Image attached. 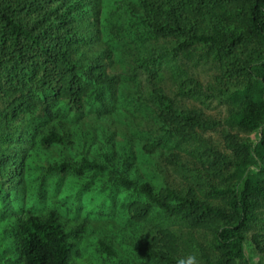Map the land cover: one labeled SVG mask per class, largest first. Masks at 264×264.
Returning <instances> with one entry per match:
<instances>
[{
    "label": "trees",
    "instance_id": "trees-1",
    "mask_svg": "<svg viewBox=\"0 0 264 264\" xmlns=\"http://www.w3.org/2000/svg\"><path fill=\"white\" fill-rule=\"evenodd\" d=\"M139 1L141 14L124 0L122 7L102 8L101 0H0V252L9 236L18 264H72L84 224L74 228L62 220L70 201L55 178L108 171L110 158L105 152L102 159L81 154L51 160L31 154L71 143L63 126L77 117L75 133L86 134V146L104 140L108 114L103 109L116 102L121 115L133 93L143 90L128 64L120 77L109 70L118 57L121 31L141 27L154 43L172 38V60L180 53L189 56L196 44L212 53L219 73L210 89L216 87L230 107V130L223 136L229 153L215 145L192 149V137L214 123L197 107L180 109L163 85L155 87L151 102L164 138L172 146L186 142L206 175L184 192L114 175L140 195L129 207L130 218L142 221L160 210L190 232L208 233L211 247L203 264H264V0ZM115 17L121 22L112 24ZM159 51L142 55L140 66L152 71ZM175 65L164 63L163 73L176 79ZM202 89L193 78L179 83V92L189 97L202 95ZM241 133H256V140ZM147 140V151L161 143V138ZM203 191L221 203L209 202L199 194ZM131 236L126 241L131 254L110 238L98 241L107 264L115 259L121 264H195L178 255V236L169 228ZM248 244L257 254L254 263Z\"/></svg>",
    "mask_w": 264,
    "mask_h": 264
},
{
    "label": "rangeland",
    "instance_id": "rangeland-1",
    "mask_svg": "<svg viewBox=\"0 0 264 264\" xmlns=\"http://www.w3.org/2000/svg\"><path fill=\"white\" fill-rule=\"evenodd\" d=\"M99 1V0H98ZM122 0H101V8L106 5L121 6ZM125 3L131 2L138 8L139 14L144 13L139 0H124ZM125 6V4L123 3ZM128 5V4H127ZM103 16V14H102ZM120 23L121 19L115 17L111 23ZM129 28L121 31L122 38L118 45V57L116 61L110 62L109 70L111 75L122 76L123 67L128 64L132 76L140 81L143 87L132 96L131 101L121 107L122 114L118 113L116 102L107 110L108 117L106 137L101 142L91 143L86 146V134L77 135L75 127L80 118L74 121L64 122L63 128L69 135L71 143L62 148L51 146L45 152L38 150L32 152L31 157L35 156L48 158L51 160H62V158L73 157L77 159L81 154L102 159L105 152L110 161L108 171L102 173L86 172L82 176L65 174L57 176L60 180V192L68 191L70 204L63 212L62 220L69 222L74 228L78 224H84V231L79 236L78 244L71 257L72 264H107L103 255L99 252L98 241L109 238L117 244L121 252L130 253V247L126 241L132 239L131 232L138 236L149 232L154 235L158 229L169 228L178 236L179 252L178 255L195 264L204 263V256L208 255L209 234L204 235L202 231L194 233L181 227L174 218H167L160 210H154L145 220L135 221L130 218L129 207L131 203L140 198V195L133 189L125 188L121 183L115 181L114 175H123L129 179H137L152 184L155 188L169 186L175 190L184 192L188 185H196L205 180L206 173L203 172V165L196 157L189 154L186 142L172 146L164 138L161 129L162 123L151 102V90L163 85L168 95L175 101L180 109H190L197 107L206 117L207 121L214 123L206 131H198L192 137V149L202 150L208 145L218 146L225 153L223 136L230 130L226 122L230 107L226 96H220L215 89L211 90L210 85L216 86V76L218 75V64L214 60L212 53L205 47L194 45L191 54L182 55L175 59H170L168 52L175 44L172 38L163 41V44L154 43L146 39L145 31L140 27ZM163 47V48H162ZM154 49L159 51L158 63L145 69L140 66L142 55L149 54ZM145 56V55H144ZM166 57L169 59L167 60ZM115 58V57H114ZM164 63L175 65L177 63V77L172 79L163 73ZM133 67V69H131ZM155 77H153V74ZM164 76V77H163ZM186 78L198 80L203 86V94L196 97L179 92V83ZM162 82V83H160ZM128 84H131L128 81ZM141 94L142 98L136 97ZM134 98V99H133ZM136 99V100H135ZM135 100V106L132 101ZM110 104V101L108 102ZM92 116L94 114L92 113ZM240 136L249 137L256 140L257 134H243ZM161 138V143L155 145L154 151L144 149V144H150L147 139ZM173 156V157H172ZM77 191L80 194H77ZM204 198H209V202L220 204L218 198H214L207 191L199 193ZM74 209V210H73ZM3 251L0 252V262L3 264H18L13 261V248L10 237L3 244ZM247 254L251 263L257 261V254L252 252L251 244H248ZM5 260H10L5 262ZM116 260V259H115ZM110 260L108 264L116 263ZM137 261V260H136ZM133 264H141L138 260Z\"/></svg>",
    "mask_w": 264,
    "mask_h": 264
}]
</instances>
